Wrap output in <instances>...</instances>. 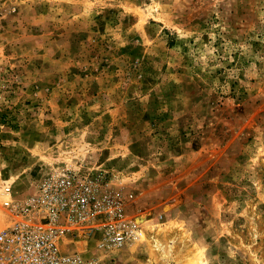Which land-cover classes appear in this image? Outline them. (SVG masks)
<instances>
[{"label":"rangeland","instance_id":"1","mask_svg":"<svg viewBox=\"0 0 264 264\" xmlns=\"http://www.w3.org/2000/svg\"><path fill=\"white\" fill-rule=\"evenodd\" d=\"M106 172L138 238L97 264H264V0H0V180Z\"/></svg>","mask_w":264,"mask_h":264},{"label":"built area","instance_id":"2","mask_svg":"<svg viewBox=\"0 0 264 264\" xmlns=\"http://www.w3.org/2000/svg\"><path fill=\"white\" fill-rule=\"evenodd\" d=\"M13 183L0 180V264H97L79 242L107 250L139 236L96 166L72 157L38 175L28 192L15 193Z\"/></svg>","mask_w":264,"mask_h":264}]
</instances>
